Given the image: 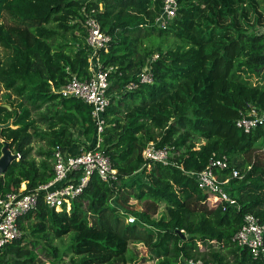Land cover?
Instances as JSON below:
<instances>
[{
  "label": "trees",
  "instance_id": "obj_1",
  "mask_svg": "<svg viewBox=\"0 0 264 264\" xmlns=\"http://www.w3.org/2000/svg\"><path fill=\"white\" fill-rule=\"evenodd\" d=\"M239 1L178 0L177 15L161 27L164 0H0V44L11 51L0 61V157L6 144L16 155L0 174V197L51 181L54 147H71L77 131L95 136L91 104L54 91L73 74L91 75V10L111 35L99 51L103 66L114 67L101 148L119 175L117 183L93 175L70 209L41 201L19 219L24 235L0 252V264H39L35 254L19 257L28 234L32 250L70 235L67 249L49 244L44 252L59 264H129L136 241L156 264H182L204 247L213 250L206 263L264 264L235 240L246 214L264 224V128L247 132L236 124L252 108L264 111V31L246 30L233 16L222 23ZM146 66L153 82L128 89ZM13 95L8 108L4 97ZM36 140L45 143L38 159ZM152 141L172 149L171 163L147 165L143 150ZM214 155L228 157V167L216 172L238 205H212L189 174ZM66 251L74 253L68 260Z\"/></svg>",
  "mask_w": 264,
  "mask_h": 264
},
{
  "label": "built area",
  "instance_id": "obj_2",
  "mask_svg": "<svg viewBox=\"0 0 264 264\" xmlns=\"http://www.w3.org/2000/svg\"><path fill=\"white\" fill-rule=\"evenodd\" d=\"M178 9V0H164L162 12L157 18L159 26L166 27L170 19L177 15ZM85 25L88 30L87 42L92 48L89 58L91 75L82 77L73 74L60 88H54V91L62 97H77L91 104V114L95 125L93 142L87 143L75 152L71 151L70 147L57 144L52 157L54 177L51 181L40 184L30 192L15 191L0 197V252L23 235L19 219L26 213L36 210L41 201L57 210L64 204L70 209L72 201L83 193L93 175L97 174L109 183H117L119 180L118 169L113 166L110 157L101 148L103 133L107 126L106 110L111 103L108 94L109 75L114 67L103 66L99 51L108 46L111 35L102 30L95 16V10L86 13ZM261 30L264 31V27ZM157 57L158 54L153 59ZM151 82H153L152 68L146 66L140 73L139 80L131 81L127 88L135 89L140 83ZM236 124L247 132L260 126L264 127V111L252 108L247 115L238 119ZM172 154L171 148L158 147L153 141L143 150L147 165L153 161L169 164L172 162ZM19 156L20 154H17V158ZM228 165L229 160L226 155L222 157L214 155L203 170L189 172L195 178L198 188L208 195L207 201L212 205L218 202L238 205L237 200L226 189L216 172L218 168L224 169ZM233 176L242 177L238 169H233ZM128 220L133 222L135 217L130 215ZM235 240L239 246L248 247L254 257L264 260V224L254 214L245 215ZM182 264L213 263H206L202 259L192 257L184 259Z\"/></svg>",
  "mask_w": 264,
  "mask_h": 264
},
{
  "label": "rangeland",
  "instance_id": "obj_3",
  "mask_svg": "<svg viewBox=\"0 0 264 264\" xmlns=\"http://www.w3.org/2000/svg\"><path fill=\"white\" fill-rule=\"evenodd\" d=\"M233 6L235 7L230 9L229 16L226 19H223L222 23L225 24L229 22L231 20L230 17L233 16L236 19L238 26L246 30L260 31V29L264 27V0H260L257 4L252 3L251 0H241L238 3H235ZM3 17H4L3 8L0 6V21L3 20ZM10 56H11V51L0 44V61L6 62L10 58ZM154 57H156V54L154 55ZM259 80L260 79H257L256 76L252 78V81L255 83L258 82ZM261 83L264 84V79L262 80ZM5 94H7L6 91H5ZM15 97H16L15 95H13L11 99L4 97L3 102L7 105H10V102L12 100L16 101ZM9 121H12V120L10 119ZM156 133L159 135V130H156ZM76 135L77 137L80 136L78 134V131L76 132ZM258 143L261 147H264V137L261 138ZM43 146H45V143L43 141L36 140L33 142V155H35L36 158H39L38 152ZM50 163H52L53 165L52 159ZM190 189L192 190L191 185H190ZM129 206L130 207H133V206L140 207L134 200H130ZM163 209H164V206H162L161 211H164ZM22 231L24 235V230L22 229ZM29 238H31L30 234H28L27 237H25L24 243L17 247V251L19 252V257L21 258L22 261H28V257H31V256L33 257L35 254L37 257L36 261L39 264H52L56 262H58L59 264L60 261L58 259L54 260L53 258L48 256L50 254L47 255V253L46 254L44 253L45 251L46 252L49 251L48 250L50 249L49 244L58 245L60 249H67L71 243L70 235H65L61 238H58V237L53 238L52 242L50 243L43 241L45 248H42L41 246L43 245L39 244V247L37 249L32 250L30 246L27 247L28 244H25V241H27ZM130 248H131L132 255L135 256V261H132L129 264H156L155 260H153L152 258H149V250L147 246L144 244V242H141V241L132 242L130 244ZM31 250L32 252L31 254H29V251ZM194 251H196L195 254H196L197 259H202L205 261V258L209 260L211 259V252L213 250L207 249L204 247L201 250H194ZM63 255H64L63 256L64 259L68 260L71 256L74 255V253L71 251H66L64 252ZM144 258L147 260H142Z\"/></svg>",
  "mask_w": 264,
  "mask_h": 264
},
{
  "label": "water",
  "instance_id": "obj_4",
  "mask_svg": "<svg viewBox=\"0 0 264 264\" xmlns=\"http://www.w3.org/2000/svg\"><path fill=\"white\" fill-rule=\"evenodd\" d=\"M8 108H11L10 105L5 104ZM11 124V121H9L6 124L1 125L3 126H9ZM16 157L15 154L12 153V151L8 148V145L6 144L3 148V155L0 157V174H2L9 166V164L12 162V160ZM179 233L184 237L185 234L182 230H179Z\"/></svg>",
  "mask_w": 264,
  "mask_h": 264
},
{
  "label": "crops",
  "instance_id": "obj_5",
  "mask_svg": "<svg viewBox=\"0 0 264 264\" xmlns=\"http://www.w3.org/2000/svg\"><path fill=\"white\" fill-rule=\"evenodd\" d=\"M78 134L80 136L77 137V135H76V139H75L73 145L70 147V150L74 151V152L79 150V148H81L82 146L87 145V143H89V142L92 143L93 142V138H94L93 137L91 139H87L84 135H81L80 131L78 132ZM51 159H52V157H51ZM25 187H26V184L23 183L22 189H24Z\"/></svg>",
  "mask_w": 264,
  "mask_h": 264
}]
</instances>
